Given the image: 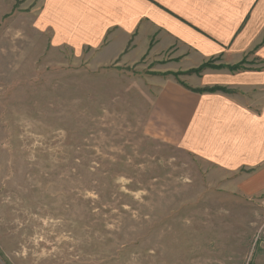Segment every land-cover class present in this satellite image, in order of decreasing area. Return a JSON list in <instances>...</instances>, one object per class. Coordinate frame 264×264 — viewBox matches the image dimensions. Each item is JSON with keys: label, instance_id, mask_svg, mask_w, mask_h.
Here are the masks:
<instances>
[{"label": "rangeland", "instance_id": "obj_1", "mask_svg": "<svg viewBox=\"0 0 264 264\" xmlns=\"http://www.w3.org/2000/svg\"><path fill=\"white\" fill-rule=\"evenodd\" d=\"M27 2L0 0V264H264V201L150 126L164 67L50 50Z\"/></svg>", "mask_w": 264, "mask_h": 264}, {"label": "crops", "instance_id": "obj_2", "mask_svg": "<svg viewBox=\"0 0 264 264\" xmlns=\"http://www.w3.org/2000/svg\"><path fill=\"white\" fill-rule=\"evenodd\" d=\"M21 8L50 50H90L107 67L142 59L164 67L147 79L150 126L233 179L228 192L264 201V0H28ZM211 61L224 69L169 75ZM214 88L225 92H197Z\"/></svg>", "mask_w": 264, "mask_h": 264}, {"label": "trees", "instance_id": "obj_3", "mask_svg": "<svg viewBox=\"0 0 264 264\" xmlns=\"http://www.w3.org/2000/svg\"><path fill=\"white\" fill-rule=\"evenodd\" d=\"M208 64V63H207ZM207 64H204L201 68H198L197 70H190L186 73H183V74H180V75H198L200 74L203 70H206V69H212V70H221V69H224V67L222 66H215V67H211V66H207ZM241 66H236V67H232V68H228L229 70L231 71H237V70H240ZM174 77H177L178 75H173ZM177 79V78H176ZM198 93H203V92H206V93H214V92H225L223 89H208V90H203V91H197Z\"/></svg>", "mask_w": 264, "mask_h": 264}]
</instances>
